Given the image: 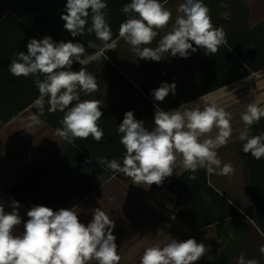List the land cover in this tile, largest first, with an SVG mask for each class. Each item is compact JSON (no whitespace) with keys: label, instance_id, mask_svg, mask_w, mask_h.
Instances as JSON below:
<instances>
[{"label":"crops","instance_id":"1","mask_svg":"<svg viewBox=\"0 0 264 264\" xmlns=\"http://www.w3.org/2000/svg\"><path fill=\"white\" fill-rule=\"evenodd\" d=\"M104 2L107 8L103 11L117 47L106 50L99 61L86 66L96 77L99 90L91 95L81 93V100L101 102L103 116L99 127L104 135L99 142L91 136L73 143L58 137L55 133L62 127L64 113H50L46 98L40 115L34 107L39 96L34 82L37 77H15L9 71L11 60L19 52L27 54L31 38L72 40L83 43L86 53L92 54L97 49L88 48V41L101 43L94 33L72 37L63 28L61 15L65 6L41 12L33 27L24 19L0 16V201L5 211L12 210L11 200L19 201V215L26 221V213L34 205L54 211L73 208L87 225L92 220L91 210L100 207L115 221L113 235L117 238L120 264H139L146 247L157 243L163 246L171 237L197 240L206 232L212 234L213 242L226 238L230 248H221V258L215 262L211 258L215 259L218 250L205 243L207 250L198 264H227L225 255L237 259L238 251L256 252L264 245L259 220L264 212V158L257 160L250 153L245 154L246 141H241L239 134L245 128L241 113L247 104L256 102L264 107V0H203L213 25L223 27L227 44L213 56L197 49L188 58L169 55L160 62L138 58L119 37V26L127 19L122 8L131 0ZM182 2L167 0L165 7L172 11V22L159 31L149 47H156L171 29ZM225 12L229 13L228 19L223 18ZM90 26L89 17L87 27ZM81 67L74 62L72 70L79 71ZM173 82L177 85L175 95L169 93L163 102L154 101L152 90L161 83ZM213 98L232 114V136L217 150L222 165L233 166L232 175L208 174L205 169H198L197 179L191 180L192 173L185 171L178 160L173 175L162 185L145 189L147 186L133 185L130 178L96 162L103 157L122 164L125 149L117 128L125 112L133 111L135 118L143 120L151 130L156 106L171 111L182 103H204ZM33 115L40 123L29 128ZM262 133L264 118L249 130L250 136ZM22 231L23 223L16 233ZM250 259L264 264L262 257Z\"/></svg>","mask_w":264,"mask_h":264},{"label":"clouds","instance_id":"2","mask_svg":"<svg viewBox=\"0 0 264 264\" xmlns=\"http://www.w3.org/2000/svg\"><path fill=\"white\" fill-rule=\"evenodd\" d=\"M167 0H131L123 6L127 19L119 26V37L131 47L140 59L160 62L171 57L188 58L197 49H203L209 56L216 54L227 44L223 27H215L203 0H183L177 7L179 13L169 31L156 47H149L159 31L168 28L172 22V11L165 7ZM222 7L224 5H221ZM104 0H66L63 28L72 37L83 36L85 32L95 35L101 43L88 41V48L97 49L86 53L83 43L55 42L51 36L42 39L31 38L27 42V54L19 52L9 64V71L15 77L36 76L35 86L39 96L34 101L43 115L47 98L48 111L64 113L61 128L56 135L68 143L89 136L99 142L103 130L99 120L103 116L99 100H81V93L91 95L99 90L96 77L86 66L99 61L106 50H115L110 25L103 11ZM89 17L91 26L87 27ZM229 13H223L228 19ZM195 45V47H194ZM78 62L82 67L73 71ZM40 77H43L41 79ZM176 83H161L152 90L154 101L163 102L171 93H176ZM73 102H75L73 104ZM264 118V107L256 102L247 104L241 113L245 126L239 134L243 152L255 159L264 158V133L249 135L251 126ZM232 114L218 106L216 100L208 102L182 103L178 108L165 111L156 106L154 127L149 130L143 120H137L133 111L124 113L117 128L120 143L125 149L122 164L116 159L98 158L97 163L106 165L114 173L130 178L133 185L160 186L171 177L177 161L185 171L192 173L189 179L196 180L198 169L208 174L230 176L234 168L230 163L222 165L217 150L225 146L232 136ZM36 115L30 117L29 128L38 125ZM85 163H91L86 160ZM82 171H91V169ZM9 212L0 201V264H120L116 236L113 235L115 221L100 207L91 210L92 220L85 225L73 208L54 211L44 205H34L27 211L28 219L22 221L19 201L11 200ZM23 223V231L16 229ZM206 245L194 238L177 240L170 238L161 246L159 243L146 247L139 264H197L205 254ZM264 256V245L259 247ZM237 264H258L256 259H246L241 252Z\"/></svg>","mask_w":264,"mask_h":264},{"label":"trees","instance_id":"3","mask_svg":"<svg viewBox=\"0 0 264 264\" xmlns=\"http://www.w3.org/2000/svg\"><path fill=\"white\" fill-rule=\"evenodd\" d=\"M65 4L66 0H0V16L6 15L4 17L6 18L10 15L13 18H21L33 27L34 19L38 18V14L49 13L52 8L59 10L64 8ZM260 216V226L264 231V212H261Z\"/></svg>","mask_w":264,"mask_h":264},{"label":"rangeland","instance_id":"4","mask_svg":"<svg viewBox=\"0 0 264 264\" xmlns=\"http://www.w3.org/2000/svg\"><path fill=\"white\" fill-rule=\"evenodd\" d=\"M212 234H207V232L206 233H204V234H201V235H199L198 236V238H197V242L198 243H209V245L211 246V247H214L216 250H218L217 251V255L215 254L214 256H215V259H214V257H212L211 258V260L212 261H214L215 260V262H216V260H218L219 261V259L221 258L220 256H219V254L222 252V249H229L230 247V245L228 244V243H226V238H222V239H220V241L218 240H215L214 242H213V240L211 239V236ZM216 241L219 243V245L217 246L216 245ZM258 242V241H257ZM222 248V249H221ZM220 250H221V252H220ZM216 252V251H215ZM218 252H219V254H218ZM239 253H241L240 251H238ZM252 252H254V251H244L243 253L244 254H246L247 256H246V259H250V258H252V257H262L263 259H264V256H262L261 254H260V252H259V250H257L256 252H254V254H252ZM256 254H258V256H256ZM253 255V256H252ZM239 256V255H238ZM224 259L226 260V262H228V264H237V259L236 258H231V257H229L228 255H225L224 256ZM201 260V259H200ZM211 261V262H212Z\"/></svg>","mask_w":264,"mask_h":264}]
</instances>
